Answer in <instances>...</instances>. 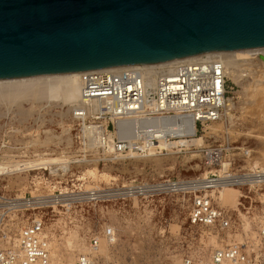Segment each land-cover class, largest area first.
I'll return each mask as SVG.
<instances>
[{
	"label": "rangeland",
	"instance_id": "rangeland-1",
	"mask_svg": "<svg viewBox=\"0 0 264 264\" xmlns=\"http://www.w3.org/2000/svg\"><path fill=\"white\" fill-rule=\"evenodd\" d=\"M243 50L246 49L233 53L238 57L234 69L239 78L235 81L229 75V97L233 103L230 114L189 136L186 145L177 144L180 138L174 137L168 143L175 146L168 147L167 152L99 162L96 155L85 156L74 145L71 113L63 115L68 106L47 103L44 99L22 101L20 105L0 102V141L8 136L10 141L16 139L22 145L39 135L33 147L0 146V165L18 167L9 170L8 175L0 170V196L12 200L36 199L51 195L54 187L56 191L63 190V204L73 203L72 208H63V214L48 208L18 211L13 208L4 217L3 227L14 239L31 217L43 216L50 237V264H57L58 258L61 264H73L78 255L88 254L91 235L101 233L106 224L114 227L116 241L111 245L102 241L95 254L101 261L186 264L190 260L191 264H200L215 249L236 245L247 253L249 264H264V242L259 238V229L264 225V184L218 182L221 186L209 194L213 203L227 212L229 225L189 222L192 199L199 193L197 188L187 187L189 184L210 176L209 171L221 173L229 168L233 175L240 176L255 168L264 169V56L259 50L246 53V57L241 53ZM15 129L21 133H15ZM49 135L52 138L48 139ZM158 145L163 149L165 143ZM207 148L223 150L222 166H208L204 151ZM62 155L65 169L58 167L60 170L50 173L39 169L54 167ZM10 156L26 160L12 162ZM53 158L60 159L50 162ZM43 160L49 162L36 168L25 164ZM24 168L34 171L23 172ZM145 184L143 189L149 191L146 197H113L104 193ZM162 184L179 187L163 188L159 186ZM90 191L104 194L91 200ZM17 203L6 205L14 207Z\"/></svg>",
	"mask_w": 264,
	"mask_h": 264
},
{
	"label": "built area",
	"instance_id": "built-area-1",
	"mask_svg": "<svg viewBox=\"0 0 264 264\" xmlns=\"http://www.w3.org/2000/svg\"><path fill=\"white\" fill-rule=\"evenodd\" d=\"M228 80L225 59L206 52L162 62L83 70L80 74V98L70 111L73 143L85 156L96 155L99 162H114L151 152H167L168 150L158 146L162 129H169L176 124L180 130H184L193 121L199 132L204 130L205 125L224 117L223 112L229 98ZM14 132L21 133V130L15 129ZM34 137L21 145L17 143L19 140L10 141L8 136H4L0 146L3 149L12 146L33 147L38 142L36 137L39 135ZM174 137L177 136H168V142ZM204 151L208 166L223 165L221 148H207ZM10 157L12 162L26 160ZM58 167H63V158L55 162L54 167L50 165L49 168L45 166L39 169L50 173L51 170H60ZM22 171L34 169L24 168ZM219 171L221 170L209 171L210 176L195 183L199 185L203 182L202 185L195 186L199 193L194 194L189 208L191 224L229 225L227 212L214 204L209 194V191L221 186L218 183L220 180L233 176L229 168L221 173ZM1 174L8 175L7 171ZM240 176H245L240 184H264L262 168H255ZM145 186L146 184L129 185L122 190L113 188L111 193H104L113 197H146L149 191L142 189ZM90 194L93 196L91 200L101 195L100 191H90ZM13 200L0 196V264H49L51 245L44 217H31L22 225L14 239L3 227L4 217L13 208L16 211L48 208L63 214V208L68 210L73 203L63 204V190L56 191L54 187L53 193L48 196ZM18 201L22 204L14 207L6 205ZM259 238L264 242V225L259 229ZM104 240L109 245L116 241V232L110 224H106L101 233L91 235L89 253L78 255L73 264H114L101 261L95 255ZM186 264H191V261L187 260ZM200 264H249V257L241 247L235 245L215 249Z\"/></svg>",
	"mask_w": 264,
	"mask_h": 264
},
{
	"label": "water",
	"instance_id": "water-1",
	"mask_svg": "<svg viewBox=\"0 0 264 264\" xmlns=\"http://www.w3.org/2000/svg\"><path fill=\"white\" fill-rule=\"evenodd\" d=\"M264 47V0H0V79Z\"/></svg>",
	"mask_w": 264,
	"mask_h": 264
},
{
	"label": "bare ground",
	"instance_id": "bare-ground-1",
	"mask_svg": "<svg viewBox=\"0 0 264 264\" xmlns=\"http://www.w3.org/2000/svg\"><path fill=\"white\" fill-rule=\"evenodd\" d=\"M238 50H242V49L213 50V51H207L206 53H212V54L219 55L221 57H225L226 58L225 64H226V68H227V73L235 81H237L239 78V75L236 73L234 66L236 65V62H237L236 59L238 57L236 58V55L233 53L238 52V54H239L240 51H238ZM259 50L261 51V53L264 54V48H262V47H257L256 49L246 48V50H243V52H241V53L247 57L246 53H250L253 51L254 52L257 51V53H258ZM233 51H236V52H233ZM263 54H261V55L264 56ZM248 60H246V61H248ZM252 61L253 60H251L249 62H252ZM227 65H229V67ZM230 67H231V69H230ZM81 72L82 71H72V72H61V73H50V74H36V75L22 76V77H16V78H7V79L1 78L0 79V102H6L9 104L14 103L16 105H20L22 103V101L44 99V100H46L47 103L56 102L60 106H68L66 112H63V115H66L67 113H69L72 110V108L76 105V103L78 102V100L80 98V92H81L80 74H81ZM263 88L264 87H262V89ZM227 101H228L227 106L223 112L224 116L230 114L229 111H230L231 107L233 106L232 105L233 103H232L230 97L228 98ZM26 113H28V112H26ZM155 123H157V122H155ZM196 132H197V128L194 125L193 121H191L189 128H186L184 130H180V128L177 127L176 124H174L169 129H166V130L162 129L161 130L162 138L159 140V143H160V145H162V142H164L165 145L163 146V149H168V147H173L175 145H174V143H168L167 137L168 136H177L180 138L179 140H177V144L186 145V142L188 141L187 138L189 136H195ZM50 138H52V137L49 135L48 139H50ZM148 154H152V153H148ZM63 157L64 156L62 155L60 158H63ZM60 158H53L49 161L53 162V161H56L57 159H60ZM49 161L48 160L30 161V162H25V164L27 167L36 168V167H39L40 165H44L45 163H47ZM16 167H17V164L0 165V170L2 172H4V171L8 172L9 170L14 171L18 168V167L17 168ZM9 168H12V169H9ZM63 168L65 169V167H63ZM243 180H245V176L233 175L231 178H225L223 180H220L219 182L222 183L221 185H223V184L225 185V183L226 184L241 183V181H243ZM201 183H203V182H201ZM200 184L199 185L198 184H194V185L189 184V186H187V187L190 188V186H191L192 188H195V186L198 187V186H200ZM159 186L163 187V188L166 186H169L170 188H178L179 187V186L175 187V186H177L176 184L175 185H173V184L172 185L162 184ZM143 190H145V189H143ZM220 192H221V190H220ZM57 264H61L60 258H58Z\"/></svg>",
	"mask_w": 264,
	"mask_h": 264
}]
</instances>
